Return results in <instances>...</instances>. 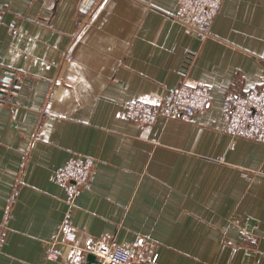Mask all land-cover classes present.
Here are the masks:
<instances>
[{
  "label": "crops",
  "instance_id": "crops-1",
  "mask_svg": "<svg viewBox=\"0 0 264 264\" xmlns=\"http://www.w3.org/2000/svg\"><path fill=\"white\" fill-rule=\"evenodd\" d=\"M0 5V77L19 86L0 110V264H74L55 172L86 157L78 247L115 240L129 264H264V143L226 131L219 91L264 83V0H224L206 39L175 19L178 0ZM183 83L212 86L204 111L126 117Z\"/></svg>",
  "mask_w": 264,
  "mask_h": 264
},
{
  "label": "built area",
  "instance_id": "built-area-1",
  "mask_svg": "<svg viewBox=\"0 0 264 264\" xmlns=\"http://www.w3.org/2000/svg\"><path fill=\"white\" fill-rule=\"evenodd\" d=\"M224 0H178L175 19L194 31L201 39L212 35L214 19L222 9ZM4 20V8L0 5V23ZM15 27L14 23L9 25ZM13 72L0 77V110L9 102L11 93L19 89L12 83ZM226 117V131L232 137H243L264 143V83L248 90L245 94L228 91L220 87ZM212 86L207 83H183L166 94L161 102L132 100L125 105L128 119L140 124H152L159 116L189 118L204 111L212 101ZM97 161L91 157L71 159L63 168L55 172V180L66 191L68 209L62 220L59 233L62 241L75 251L74 264H89L87 255L94 254L100 264H129L132 253L127 247L112 241H95L81 248L75 244L77 228L70 220L72 208L79 193L90 189L94 180ZM51 243L48 258L57 259Z\"/></svg>",
  "mask_w": 264,
  "mask_h": 264
},
{
  "label": "water",
  "instance_id": "water-1",
  "mask_svg": "<svg viewBox=\"0 0 264 264\" xmlns=\"http://www.w3.org/2000/svg\"><path fill=\"white\" fill-rule=\"evenodd\" d=\"M87 260H88L89 264H100L97 257L92 253H89L87 255Z\"/></svg>",
  "mask_w": 264,
  "mask_h": 264
}]
</instances>
